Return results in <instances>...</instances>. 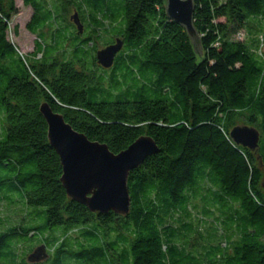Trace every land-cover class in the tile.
<instances>
[{
  "label": "trees",
  "instance_id": "obj_1",
  "mask_svg": "<svg viewBox=\"0 0 264 264\" xmlns=\"http://www.w3.org/2000/svg\"><path fill=\"white\" fill-rule=\"evenodd\" d=\"M194 1L202 63L166 0H23L37 36L26 55L9 38L15 0H0V264H264V0ZM104 32L124 41L111 68L96 58ZM44 102L114 153L156 141L159 152L129 173L128 214L68 196ZM240 123L259 129L256 150L231 137ZM196 198L222 213L227 234L187 251ZM7 200L35 210L2 214ZM41 230L51 255L19 260L11 240Z\"/></svg>",
  "mask_w": 264,
  "mask_h": 264
},
{
  "label": "water",
  "instance_id": "obj_2",
  "mask_svg": "<svg viewBox=\"0 0 264 264\" xmlns=\"http://www.w3.org/2000/svg\"><path fill=\"white\" fill-rule=\"evenodd\" d=\"M195 7L194 0H166L167 15L186 28L190 43L202 63L205 50L194 25ZM72 19L79 31L83 32L84 26L77 13ZM123 45L124 41L117 38L116 42L99 49L96 53L98 63L111 68ZM41 112L48 124L50 143L63 165L61 181L68 196L85 204L92 212L128 214L131 207L129 173L148 156L159 152L156 141L151 136L143 135L127 149L114 153L106 143L91 140L85 133L77 131L62 113L54 111L50 103H42ZM230 134L236 143L252 150L258 148L261 139L259 129L249 125L235 126ZM47 258L45 245L37 247L29 256L32 262Z\"/></svg>",
  "mask_w": 264,
  "mask_h": 264
},
{
  "label": "rangeland",
  "instance_id": "obj_3",
  "mask_svg": "<svg viewBox=\"0 0 264 264\" xmlns=\"http://www.w3.org/2000/svg\"><path fill=\"white\" fill-rule=\"evenodd\" d=\"M17 11L14 15H12V19L10 22V30H9V38L11 41H13L15 44H17L20 48V50L26 55L31 53L35 48V41L37 36L30 32L27 28V23L29 22L31 15H32V8L30 6H26L23 2V0H15ZM76 12L74 7H70L68 11L67 17L73 16ZM83 22L84 31L86 28V22ZM16 26H19V34L17 35L15 33ZM87 32V31H86ZM85 32V33H86ZM242 37V36H241ZM118 38V36H116ZM112 39V36L109 35V33L104 32L102 33V36L96 41L94 40V45L97 46L98 50L106 47ZM116 42V39H114ZM114 43V42H113ZM54 50L50 51V54L52 55ZM240 125H244L243 123H240ZM264 172V169H263ZM264 181V179H263ZM14 197H19L18 194H13ZM22 208L25 212H34L35 207L29 206L26 207L24 203L22 202H16L11 203L10 200H7L5 203L4 208L2 209V214L7 213L13 209L15 212L21 213ZM190 211L193 216V222L197 225V234L190 233V237L184 241L182 245L187 251H204V249H207V246L214 245L212 243H217V239L221 238V234L226 235L227 231L222 223V213L215 207L210 206L208 207L205 203V201L202 198H196L191 202ZM206 210L209 212L207 213ZM181 213L175 216V219L171 221V224L175 227L180 226L179 216ZM16 214L12 217L15 220H19L21 217H15ZM6 216H4V219ZM222 218V219H221ZM184 222L191 221L189 218H183ZM45 221V218L43 216L37 217L35 220H30L27 225H30L31 223H37V224H43ZM215 233V234H214ZM45 231L41 230V232H38L34 236H24V237H16L11 240L10 245L12 249L15 251H18L19 253V260H22L23 257L26 255H23L24 253H27L28 257L32 254L30 253L33 249L39 247V244L42 237L45 236ZM210 241V243L208 242ZM225 244V241H223L222 245ZM47 254L50 256L51 251L47 248ZM41 263V262H40Z\"/></svg>",
  "mask_w": 264,
  "mask_h": 264
}]
</instances>
